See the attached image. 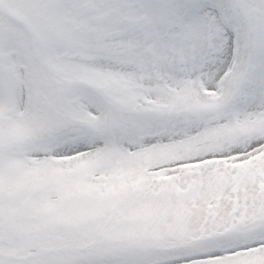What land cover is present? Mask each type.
I'll return each instance as SVG.
<instances>
[{
  "label": "snow or ice",
  "instance_id": "snow-or-ice-1",
  "mask_svg": "<svg viewBox=\"0 0 264 264\" xmlns=\"http://www.w3.org/2000/svg\"><path fill=\"white\" fill-rule=\"evenodd\" d=\"M0 264H264V0H0Z\"/></svg>",
  "mask_w": 264,
  "mask_h": 264
}]
</instances>
